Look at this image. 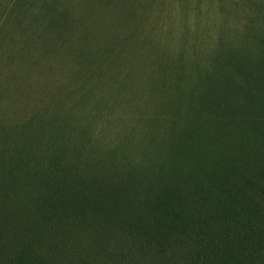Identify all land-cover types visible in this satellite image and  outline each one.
Segmentation results:
<instances>
[{
    "label": "rangeland",
    "instance_id": "obj_1",
    "mask_svg": "<svg viewBox=\"0 0 264 264\" xmlns=\"http://www.w3.org/2000/svg\"><path fill=\"white\" fill-rule=\"evenodd\" d=\"M0 264H264V0H0Z\"/></svg>",
    "mask_w": 264,
    "mask_h": 264
}]
</instances>
